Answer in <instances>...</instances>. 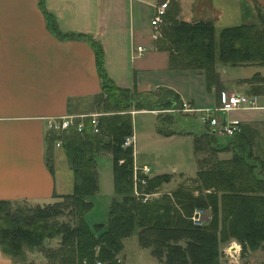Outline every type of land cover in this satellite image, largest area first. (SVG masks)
Segmentation results:
<instances>
[{
	"label": "trees",
	"instance_id": "trees-1",
	"mask_svg": "<svg viewBox=\"0 0 264 264\" xmlns=\"http://www.w3.org/2000/svg\"><path fill=\"white\" fill-rule=\"evenodd\" d=\"M256 16L255 26L223 27L217 34L209 22L163 16L153 47L167 53L170 69L199 71L209 85L216 62L264 63V15L258 12ZM48 25L60 38L83 37L60 33L51 19ZM90 45L100 78V91L93 96L99 113L97 133H92L87 117L80 130L73 126L48 131L46 163L51 169L52 148L58 141L71 171V191L59 196L60 201L43 206L12 207L0 201L1 252L12 264H22L29 250L41 253L46 264H121L117 254L122 239L134 229L138 246L157 264H217L219 247L230 240L239 244L241 252L264 250V165L239 133L220 142L204 124L202 131L191 133L193 152L207 154L196 160L194 177L179 183L169 195L143 199L144 193L156 191L171 175L147 176L136 171L140 195L133 196V149L123 146L124 139L132 135L131 111H158L162 114L156 116L157 133L181 134L171 125L173 112L182 109V102L167 88L150 93L116 86L103 72L100 45L92 40ZM219 152L231 154L219 159ZM101 153L111 161L115 198L108 206L106 223L89 225L84 215L92 207L90 196L97 191L95 158ZM194 208L209 211L202 225L191 223ZM63 209L73 217L71 223L57 220ZM53 239H58L55 248L43 245Z\"/></svg>",
	"mask_w": 264,
	"mask_h": 264
},
{
	"label": "crops",
	"instance_id": "crops-1",
	"mask_svg": "<svg viewBox=\"0 0 264 264\" xmlns=\"http://www.w3.org/2000/svg\"><path fill=\"white\" fill-rule=\"evenodd\" d=\"M162 3L166 18L209 22L215 33L255 26L257 13L264 15V0H0V201L43 206L71 191L72 175L70 190L63 174L56 177L58 146L52 148V168L46 163L45 123L66 114L96 113L93 96L100 78L91 40L100 45L103 72L116 86L137 92L171 89L182 105L197 111L216 106L219 92L255 96L253 106L215 116L223 123L237 120L238 133L264 165V63L216 62L209 85L199 71L170 69L167 53L153 47L158 27L150 23ZM50 19L60 33L83 37H58ZM239 249L232 241L220 246L217 264H264V250ZM0 264H12L1 250Z\"/></svg>",
	"mask_w": 264,
	"mask_h": 264
},
{
	"label": "rangeland",
	"instance_id": "rangeland-1",
	"mask_svg": "<svg viewBox=\"0 0 264 264\" xmlns=\"http://www.w3.org/2000/svg\"><path fill=\"white\" fill-rule=\"evenodd\" d=\"M227 10L228 16H231L228 5ZM88 104H90V101L86 102L83 105ZM94 111H96V109ZM132 112L133 111H131V113ZM155 113L156 114L150 113L148 111H138L131 115L132 134L134 137L132 194L134 197L140 195L138 190L136 189V171L142 172L147 176L168 173L172 169L176 170L177 172L180 171V173H171V177L167 183L161 184V186L154 192H151L149 194L144 193L142 197L143 199L158 198L161 194L169 195L171 190H173L179 183H182L188 178L194 177V174L192 176L185 177V173H191L190 171L194 172L195 170H197L196 160L207 156L206 151L199 153L193 152L191 133H197L199 131H202L204 128V123H202L200 118V116L202 115L201 113L186 112L183 110V106L180 110H174L173 123L171 125V128L175 131H180L181 134H171L168 136L161 135L155 130L156 116L162 114L158 111H155ZM216 138L221 142L226 137L224 135H216ZM56 152L60 156L54 163L56 177L63 174L66 179H68L69 187L67 189L70 190V170L68 169V165L64 156L61 155V151L56 149ZM230 154V152H219L216 156L217 158L222 159L223 157L229 158ZM141 165L147 166V170L144 171L142 169L143 167H139ZM95 170L97 178V191L92 196H90L92 207L84 215V220L89 225L95 223H106L108 206L111 199L115 198L113 194L111 161L109 156L97 155L95 158ZM140 182L142 183L143 181L141 180ZM193 194H195V191L193 192ZM58 201H60V199H58L57 202ZM11 206L33 207L34 205L12 203ZM196 210L200 209L194 208L192 210L190 220L193 216L194 211ZM201 214L202 217L203 215H207V218L209 217L208 210H201ZM57 220L68 221L71 223V221H73L74 219L66 209H63V214H61L57 218ZM191 223L195 226H199L203 224V220L200 224H195L196 222H193L192 220ZM231 241L239 246V244L233 240H230L222 245L225 246ZM57 243L58 239H53L50 241H44L43 245L46 248H55L57 246ZM122 245L123 247L121 251L117 254V261H119L121 264H123L124 255L127 262L126 264H139L138 260L141 261V264H151V262H155V260L149 256L147 250L142 249L138 246L135 229L128 236L122 239ZM246 251L248 250H245L243 252ZM239 253H241V250ZM45 262L46 261L41 253L35 250H29L26 251L25 259L21 263L46 264Z\"/></svg>",
	"mask_w": 264,
	"mask_h": 264
},
{
	"label": "built area",
	"instance_id": "built-area-1",
	"mask_svg": "<svg viewBox=\"0 0 264 264\" xmlns=\"http://www.w3.org/2000/svg\"><path fill=\"white\" fill-rule=\"evenodd\" d=\"M166 3L160 4L155 12L152 14L150 23L155 26H159V24L162 23L163 20V8L165 7ZM136 50L140 51V47L136 46ZM255 96H246L244 94L239 93H225V92H219L218 93V100L217 105L214 106L212 109L207 110H194L188 107L183 106V110L185 111H197L201 113L200 116L202 123L206 124L211 131L215 135H224V136H231L234 133L239 132L238 128V122L235 119L229 120L226 123L219 122L216 119V114L218 113H225L232 110H235L237 108H247L251 107L254 104ZM99 113H92L88 115H71L66 114L58 118H50L45 123V129L46 131H55L59 132L62 130L69 129L71 127H75L77 130H80L82 127V119L87 117L90 121V127L92 133H97V116ZM134 140L132 136H128L123 141V146H131L133 149ZM55 146L59 145V142L56 141L54 143ZM144 171L147 169L145 167L142 168ZM191 220L193 222H196L195 224H200L202 221V214L201 210H196L193 213V216L191 217ZM95 264H100L99 262H96Z\"/></svg>",
	"mask_w": 264,
	"mask_h": 264
}]
</instances>
